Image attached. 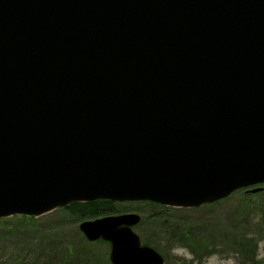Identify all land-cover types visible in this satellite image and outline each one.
Listing matches in <instances>:
<instances>
[{
    "label": "water",
    "instance_id": "95a60500",
    "mask_svg": "<svg viewBox=\"0 0 264 264\" xmlns=\"http://www.w3.org/2000/svg\"><path fill=\"white\" fill-rule=\"evenodd\" d=\"M262 182L264 0H0V217ZM139 221L78 228L111 264H164Z\"/></svg>",
    "mask_w": 264,
    "mask_h": 264
},
{
    "label": "rangeland",
    "instance_id": "374dc122",
    "mask_svg": "<svg viewBox=\"0 0 264 264\" xmlns=\"http://www.w3.org/2000/svg\"><path fill=\"white\" fill-rule=\"evenodd\" d=\"M117 204L118 208L127 210L120 212L122 214L166 212L197 222L199 234L189 238L184 232L147 227L139 221L135 232L142 242L163 255L165 264H264V182L239 188L214 204L191 208L165 209L163 205L152 202L125 201ZM64 207L38 215L35 218L38 232L33 233L14 227L25 222L22 220V217H27L25 215L0 217V264H111L108 245L87 241L78 228L80 222L89 219L76 222L74 227L67 226L66 221L70 220L71 214ZM219 211L230 216L226 229H216L211 225ZM61 226L65 229L59 231ZM226 230L247 240L236 242L213 237ZM238 244L241 250L236 249Z\"/></svg>",
    "mask_w": 264,
    "mask_h": 264
},
{
    "label": "bare ground",
    "instance_id": "6f19581e",
    "mask_svg": "<svg viewBox=\"0 0 264 264\" xmlns=\"http://www.w3.org/2000/svg\"><path fill=\"white\" fill-rule=\"evenodd\" d=\"M252 185V184H251ZM251 185H244V186H240L239 188H244V187H248ZM235 189V190H237ZM234 190V191H235ZM233 191H231L230 193L221 196L217 199L211 200V201H207L204 202L200 205H209L211 203H215L217 201H220L223 198H226L228 195H230ZM112 201V200H111ZM125 201H129V202H138V203H146V202H152V203H157V204H161L165 207V209H167V207H181V208H191V207H196V206H179V205H171V204H162L160 202H153L152 200H123V201H114L116 202H125ZM81 202H85V201H81ZM73 203V202H72ZM71 204V203H70ZM69 205V204H68ZM197 205V206H200ZM58 208V207H57ZM57 208H53L49 211H52L54 209ZM130 211H132V209L128 208ZM127 210L122 209L121 207L118 208V204L116 205V213H110V214H106V215H116V214H122L120 212H125ZM150 211V210H149ZM48 212V211H47ZM46 213V212H45ZM128 213V212H127ZM134 213V212H131ZM137 214V213H135ZM14 215V214H13ZM24 216V214H21V216ZM41 215V214H40ZM104 215V216H106ZM140 216V223L141 225H147V227H159V228H166L167 230L172 229L173 231H181L184 232L185 235H187L189 238H191L192 236L194 237L195 235L199 234L200 230H197V222H194V220H192L191 218H188L186 216L179 218L177 217L175 214L173 213H166V212H159V213H155V212H140L138 214ZM11 216V215H10ZM27 217H22V220H25V222H21L19 224H17L16 226H14L15 228L19 229V230H23L26 231L27 233H33V232H38V224L35 222V218L38 217L37 215H25ZM8 217V216H7ZM72 218V219H71ZM69 221L67 222V226H73L75 225L76 222L80 221L74 217H71ZM230 218V216L225 212V211H219L213 218V222L211 223V225L213 227H215L216 229H226L228 226V219ZM142 220V222H141ZM145 222L147 224H145ZM140 225V224H139ZM79 226V224H78ZM138 226V225H137ZM162 228V229H163ZM65 227L61 226V228L59 229V231L64 230ZM217 230H215L216 233ZM228 230L225 231V233H221L219 232L218 235H213L214 238H216L217 236L222 237L224 240L225 239H231V240H235L236 242H240V240H247V238L243 237H238L236 235L230 234ZM81 232V231H80ZM82 233V232H81ZM83 234V233H82ZM208 240V239H207ZM236 249L239 248V250H241L239 244L236 245ZM165 264V262H164ZM225 264H229V263H225Z\"/></svg>",
    "mask_w": 264,
    "mask_h": 264
},
{
    "label": "trees",
    "instance_id": "16d2710c",
    "mask_svg": "<svg viewBox=\"0 0 264 264\" xmlns=\"http://www.w3.org/2000/svg\"><path fill=\"white\" fill-rule=\"evenodd\" d=\"M116 205L114 201L99 199L89 202H73L65 206L64 209L71 214V217L84 220L116 213Z\"/></svg>",
    "mask_w": 264,
    "mask_h": 264
}]
</instances>
